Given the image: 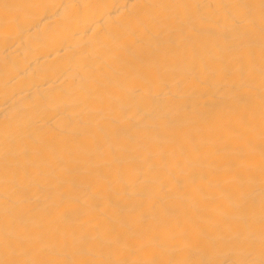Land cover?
Returning <instances> with one entry per match:
<instances>
[{"label":"bare ground","instance_id":"6f19581e","mask_svg":"<svg viewBox=\"0 0 264 264\" xmlns=\"http://www.w3.org/2000/svg\"><path fill=\"white\" fill-rule=\"evenodd\" d=\"M0 264H264V0H0Z\"/></svg>","mask_w":264,"mask_h":264}]
</instances>
